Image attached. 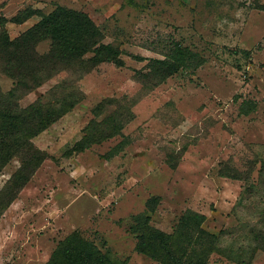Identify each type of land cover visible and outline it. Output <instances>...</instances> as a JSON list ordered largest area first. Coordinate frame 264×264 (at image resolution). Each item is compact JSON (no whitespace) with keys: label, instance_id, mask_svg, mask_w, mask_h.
<instances>
[{"label":"rangeland","instance_id":"1","mask_svg":"<svg viewBox=\"0 0 264 264\" xmlns=\"http://www.w3.org/2000/svg\"><path fill=\"white\" fill-rule=\"evenodd\" d=\"M57 7L86 13L103 43L124 53V66L84 75L80 101L32 139L45 160L0 206V264H46L74 232L125 264H161L136 252V216L175 236L186 255L204 257L207 245L192 246L196 239L189 244L179 229L188 211L217 237L208 264H264V0H0V19L14 39L38 21L14 24L18 13ZM175 49L184 53L176 73L142 78L151 61L175 60ZM67 77L20 106L47 101ZM11 88L0 75L1 91ZM105 100L116 103L96 116ZM105 116L125 123L119 135L74 151L85 128ZM18 167L14 159L0 172V191Z\"/></svg>","mask_w":264,"mask_h":264},{"label":"trees","instance_id":"2","mask_svg":"<svg viewBox=\"0 0 264 264\" xmlns=\"http://www.w3.org/2000/svg\"><path fill=\"white\" fill-rule=\"evenodd\" d=\"M32 17H38V21L14 39H10L5 30V19H0V75L12 81L9 91L4 93L0 89V172L12 160L19 162V167L0 191L1 210L16 198L42 165L45 155L34 146L32 139L70 112L80 101L77 83L81 78L102 64H111L115 68L124 66V53L113 45L103 43L102 30L86 13L63 7L49 13L25 9L11 22L21 24ZM41 44H47L43 52L38 50ZM175 56V60L151 61L149 73L142 75V78L162 82L176 73L184 60V53L175 49ZM62 73H67L68 77L48 90L47 101L37 99L27 106H20L25 96ZM111 102L116 103L110 100L99 103L94 108L95 115L104 114L112 107ZM124 125L113 123L110 116H105L101 122H91L74 151L83 152L92 144L116 137ZM133 219L131 230L137 238L136 252L155 262L208 264L206 258L214 253L217 237L200 228L203 218L198 214L186 212L180 220L179 229L189 232L183 233L186 234L183 239L189 244L193 238L196 239L192 246L202 248L206 244L207 257L186 255L174 242L175 236L150 228L147 225L148 217L136 216ZM260 243L264 251L263 237ZM46 264H125V261L115 258L109 251H101L92 241L74 232L59 242Z\"/></svg>","mask_w":264,"mask_h":264}]
</instances>
